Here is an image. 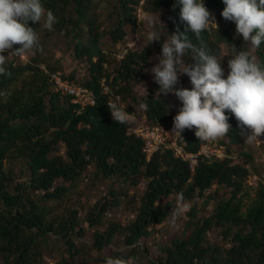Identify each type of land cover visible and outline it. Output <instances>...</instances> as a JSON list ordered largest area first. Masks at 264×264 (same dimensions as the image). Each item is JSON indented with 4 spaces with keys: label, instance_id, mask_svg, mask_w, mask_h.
I'll use <instances>...</instances> for the list:
<instances>
[{
    "label": "trees",
    "instance_id": "16d2710c",
    "mask_svg": "<svg viewBox=\"0 0 264 264\" xmlns=\"http://www.w3.org/2000/svg\"><path fill=\"white\" fill-rule=\"evenodd\" d=\"M174 3L175 0H115L121 17L118 26L106 32L93 15V0H42L43 6L57 17L53 30L77 40L75 53L87 65L82 83L74 74L62 76L92 91L96 102L82 106L73 102V97L57 92L51 74L58 71L52 67L42 69L36 58L7 60V74L0 75L3 262L38 264V244L50 236L66 243V256L58 264H81L82 252L74 241L76 237L89 239L98 251L112 246L118 236L126 246L144 247L142 242L152 236L150 228L165 223L174 208L176 194L183 192L184 199H203L213 208L203 217L198 208L190 210L182 236L162 248L158 256L161 264H264V185L259 186L244 210V193L251 176L249 166L253 162L249 153L242 151L237 157L225 154L223 158L200 155L194 169L169 149L148 159L143 140L130 131L128 122H115L109 111V102L118 97L135 105L144 102L148 105L143 110L146 125H168L169 103L156 95L159 85L154 83L145 98L137 93L145 80L150 57L161 43L129 49L113 64L101 49V40L111 36L116 44L123 41L127 28L136 30L139 10L148 14L169 10L171 34L177 30L185 32L186 24L180 20L179 8L173 10ZM205 3L212 14L225 21L220 15L224 8L221 0ZM71 8L75 16L70 14ZM37 24L29 22L34 31ZM186 34L196 47L203 45L209 52L219 53L221 61L223 48L236 45L230 29L222 32L209 26L199 38ZM256 54L264 64V43L256 48ZM194 55L189 52L193 64ZM229 123L231 129L221 142L223 150L236 147L244 132L234 116ZM260 138L264 141V136ZM178 141L192 154H198L208 144L201 142L194 130L187 129ZM15 165L21 176L16 183ZM86 176L93 182L110 183L108 196L113 199L105 197L95 203L85 217L88 226L84 227L80 208L71 207L57 216L51 205L52 201L65 200ZM120 184L137 188V193L120 194L115 187ZM122 198L132 200L127 207L133 219L126 225L107 221L110 208L124 205ZM214 231L229 245H213L209 235ZM134 253L133 249L131 256L137 259ZM115 256L126 260L120 253Z\"/></svg>",
    "mask_w": 264,
    "mask_h": 264
},
{
    "label": "clouds",
    "instance_id": "9594fccd",
    "mask_svg": "<svg viewBox=\"0 0 264 264\" xmlns=\"http://www.w3.org/2000/svg\"><path fill=\"white\" fill-rule=\"evenodd\" d=\"M224 8L220 13L225 21L236 26L237 37L246 44L259 48L264 43V0H221ZM179 8L180 20L186 24L185 32L177 30L161 40L159 30L147 37L161 43L157 63L150 69L161 94H173L181 103L173 118L172 133L180 136L194 130L201 142L214 141L231 129L229 119L234 116L244 130L245 143H254L264 136V64L243 49L231 45L233 52L227 61V74L219 53L209 52L206 46L196 47L187 32L199 38L209 25H215V16L206 7L205 0H175L173 10ZM39 23L49 32L58 23L57 17L46 9L42 0H0V75L7 74L9 57H24L40 50L39 33L29 22ZM19 45V47H15ZM9 55L5 56L4 53ZM189 52L195 53L196 62L185 63ZM187 76L191 89L177 87L180 77ZM146 90V89H145ZM139 110L148 105L139 102ZM109 111L115 122L124 124L130 113L117 102ZM226 112L229 113L226 115ZM178 206L169 216L176 220L188 211L183 192L176 194ZM105 264H128L118 257H107Z\"/></svg>",
    "mask_w": 264,
    "mask_h": 264
},
{
    "label": "rangeland",
    "instance_id": "374dc122",
    "mask_svg": "<svg viewBox=\"0 0 264 264\" xmlns=\"http://www.w3.org/2000/svg\"><path fill=\"white\" fill-rule=\"evenodd\" d=\"M95 8L93 10V15L97 17L98 24L102 26V30L108 32L111 29H115L118 26L121 14L118 7L115 4V0H93ZM71 15H76L74 8L70 10ZM214 15V14H213ZM216 18V23L218 25H209L213 29L220 28L222 32L230 29L232 36L235 39L234 45L238 50L243 49L247 51L251 56L259 59L256 54V48H253L250 44H246L242 36L237 37L236 26L233 22L221 21L220 18L214 15ZM137 28L135 31L127 28V37L119 42L114 43L111 36H104L101 40V49L106 53V55L115 64L124 56L126 49L137 50L144 49L149 45H153L147 37L153 30H159L161 34V40L166 39L168 34H171L170 23L171 15L169 10H162L155 12L153 14L145 13L143 10L137 12ZM36 31L39 33V43L40 50H34L32 53L26 54L24 57H9V59L20 58L23 61L38 59L39 65L42 69L47 70L48 67L55 68L58 73L65 76L74 74L80 83L83 82L84 75L87 72V65L85 62L79 58L75 53V46L77 40L73 38L72 35H66L64 32L59 33L55 30L49 32L47 29L41 27V24H37ZM87 42V39H86ZM238 46L240 48H238ZM19 47V45L15 46ZM158 49L150 57V65L145 70V80L137 88V93L139 97L145 98L150 94V90L153 88L154 79L151 74L150 69L157 63L156 57L161 53V44L157 46ZM233 49L231 46H225L223 48V67L225 69V74H227V61L231 57ZM5 56L9 53L5 52ZM185 63H191V58L189 54L184 58ZM184 78V82L182 81ZM79 85V84H78ZM179 87L191 89L192 85L190 79L185 75L180 77L178 83ZM146 89V90H145ZM156 95L165 99L169 103L170 108V121L168 125L163 126L167 132L169 139L179 140L178 135L172 133L173 130V118L178 114L181 103L178 98L173 94H161L156 91ZM125 109L136 116L140 122H144V111L139 110L137 105L132 104L130 101L123 102ZM129 110L133 111L130 112ZM161 126V125H160ZM260 140L254 143H245V136L242 135L239 144L236 147L229 148L226 147L223 151L225 154L231 157H237L242 151L247 152L253 158V162L250 164L251 176L247 182V187L244 193V210L250 205L252 200L255 198L256 191L260 185H264V141ZM226 140V136L220 137L214 141H207L213 148L219 149L221 147V142ZM179 143V141H178ZM180 144V143H179ZM181 145V144H180ZM223 146V145H222ZM229 152V153H228ZM15 183L21 180L19 174V166L15 165ZM90 177V176H89ZM86 176V178L79 180L77 185H75L73 191L69 196L62 201H52L53 214L61 216L67 209L71 207L80 208L81 219L84 221L83 226L87 227L85 223V217L91 210V208L98 201L103 200L107 197L112 200V197L108 196V190L111 188L110 183L103 180L92 181L91 178ZM14 185V184H13ZM13 187V186H12ZM11 187V188H12ZM120 194L123 191H127L129 195H134L137 193V188H130L128 185H116ZM124 205L121 207L110 208L107 214V221L118 222L123 225L128 224L133 216L129 211L127 205L132 200L122 198ZM184 202L188 204V211L182 213L176 220L171 217L167 218L165 223L161 226L151 227L152 236L144 240L142 244L135 245L133 247L126 246L122 237H117L112 246H109L103 251H98L93 247V242L86 238H75V243L81 249L82 257L80 258L81 264H105V259L107 257H116V253L122 254L128 261V264H161L158 256L162 253V248L168 246L175 238L182 236L184 230L186 229L187 222L190 219L189 212L193 207L199 209V216L203 217L206 212L213 208V205L206 203L202 200L184 199ZM178 206L176 197L174 198V208ZM173 208V209H174ZM220 233L214 231L209 235V239L213 245L225 248L229 244L219 235ZM135 250L136 258H133L131 253ZM37 254L38 264H58L62 258L66 256V243L61 238L54 236L48 237L46 241H41L38 244ZM119 258V257H118ZM0 264H7L3 262L0 256Z\"/></svg>",
    "mask_w": 264,
    "mask_h": 264
},
{
    "label": "built area",
    "instance_id": "2783aa9c",
    "mask_svg": "<svg viewBox=\"0 0 264 264\" xmlns=\"http://www.w3.org/2000/svg\"><path fill=\"white\" fill-rule=\"evenodd\" d=\"M127 51L128 49H126L125 53H127ZM51 77L55 90L64 95L73 97V102L79 103L82 106L95 104L96 100L92 91L65 79L60 73H52ZM105 91H108L107 87H105ZM115 102H117V99L111 100L109 102V106L111 103ZM119 103L125 108V105L120 98ZM127 122L131 126L130 131L136 137L143 140L145 144L144 151L147 154L148 159H151L155 153L161 151L162 149H169L173 150L177 157L189 162L191 167L194 169L200 155L212 156L216 158H223L225 156L222 148L215 149L210 143L204 145L198 154L187 153L184 147L178 143V140L169 139L163 126H148L144 122H140L132 113H130Z\"/></svg>",
    "mask_w": 264,
    "mask_h": 264
}]
</instances>
